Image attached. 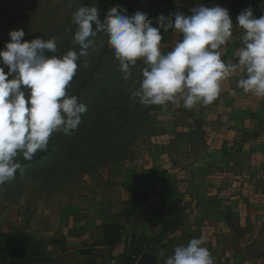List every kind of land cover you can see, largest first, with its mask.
<instances>
[{
    "label": "rangeland",
    "instance_id": "374dc122",
    "mask_svg": "<svg viewBox=\"0 0 264 264\" xmlns=\"http://www.w3.org/2000/svg\"><path fill=\"white\" fill-rule=\"evenodd\" d=\"M69 2L0 0V50L11 31L23 30L28 42L55 40L57 55L78 52L73 13L82 5L95 6L101 20L111 7L128 15L141 11L154 27L162 14L156 0H71V8ZM168 33L162 32L163 53L176 44ZM98 40L103 47L80 58L68 88L87 111L69 135L54 133L46 152L32 161L18 158L23 172L0 188V232L22 233L32 251L47 255L27 257L26 263L49 264L56 244L90 245L104 223L124 225L130 218L127 264L143 251L158 254L169 238L177 246L204 239L215 264H264L263 120L222 115L214 103L193 109L182 101L167 108L141 105L130 91L139 87L146 65L138 60L124 80L107 37ZM111 128L129 129L108 139ZM105 157L126 158L87 168ZM133 196L143 205L131 215Z\"/></svg>",
    "mask_w": 264,
    "mask_h": 264
},
{
    "label": "clouds",
    "instance_id": "9594fccd",
    "mask_svg": "<svg viewBox=\"0 0 264 264\" xmlns=\"http://www.w3.org/2000/svg\"><path fill=\"white\" fill-rule=\"evenodd\" d=\"M73 23L78 52L57 55L55 40L38 37L28 42L23 30L11 31L10 41L0 50V188L23 172L18 158L32 161L38 152L48 150L54 133L69 135L78 128L87 107L68 88L80 58L103 47L101 34L107 37L124 80L132 77L138 60L146 65L139 87L130 91V99L141 105L167 108L181 101L187 109L211 105L236 72L241 74L237 86L264 100V15L257 18L251 7L236 17L235 25L243 33L237 63L222 59L233 39L234 22L218 5L194 6L188 15L160 14L155 27L141 11L128 15L124 8L111 7L101 20L95 6L82 5L73 13ZM169 30L181 39L163 53L162 32ZM88 66L86 60L84 67ZM205 244L202 238H192L175 247L165 264H215Z\"/></svg>",
    "mask_w": 264,
    "mask_h": 264
},
{
    "label": "crops",
    "instance_id": "0c3cea01",
    "mask_svg": "<svg viewBox=\"0 0 264 264\" xmlns=\"http://www.w3.org/2000/svg\"><path fill=\"white\" fill-rule=\"evenodd\" d=\"M162 4V14L168 16L170 13L178 12V8L182 5H190L188 0H170L168 2H163V0H156ZM196 6L203 5L207 7L212 6H221L226 8L229 11L230 17L234 22V34L233 39L228 42L225 49H223L222 59L226 63H237L238 49L242 46L241 36L242 30L239 26L235 25L236 17L239 13L235 12L234 2L235 0H192ZM242 4L243 10L251 7L253 9L254 15L259 18L264 12V0H239ZM190 7L189 9H191ZM168 36L172 38V42L175 43L181 39L180 34L174 30L168 31ZM241 78L239 72L233 73L228 80H226L222 85V91L218 99L214 102L215 111L226 115L231 118L237 119H262L264 122V100L258 99L251 93H244L242 89L237 86L238 79ZM141 210V209H140ZM139 210V211H140ZM139 211H136L132 214H138ZM131 214V215H132ZM113 222V221H111ZM109 223V222H107ZM115 223V222H113ZM132 222L130 218L127 222L122 225V234L120 241L115 246H94L90 245L84 247H72V245L65 243L64 245L57 244L49 249L54 254L55 262L49 264H73L69 260L74 259L73 261L76 264H114L115 262L124 261L130 259L129 255L130 246L129 242L126 241V237L130 236L132 232ZM4 232H15V231H4ZM103 237L102 226L98 228L96 232V237L94 240H100ZM177 247L173 243V239H166L162 248L159 250L158 254L155 255H146L143 251L142 255L138 258V261L134 263L142 264H165L167 259V253L173 251ZM48 249V247H46ZM77 251H74L73 249ZM83 249L85 252L79 253L78 250ZM164 252V255L161 256L160 253ZM42 258L45 255V252H42L40 255ZM44 257V258H45ZM142 260V261H141ZM0 264H7L6 261L0 259ZM41 264V263H38ZM44 264H47L45 261Z\"/></svg>",
    "mask_w": 264,
    "mask_h": 264
},
{
    "label": "trees",
    "instance_id": "16d2710c",
    "mask_svg": "<svg viewBox=\"0 0 264 264\" xmlns=\"http://www.w3.org/2000/svg\"><path fill=\"white\" fill-rule=\"evenodd\" d=\"M168 1L170 0H163L162 3ZM187 2H189L190 5L180 6L178 8V12H181L185 15L190 14L189 8L196 6V4L192 0H188ZM234 4L235 6H237L235 8V12L240 13L243 10L242 4L239 2V0H235ZM145 119H148V117ZM140 123L141 120L138 119V126L141 128L143 123L141 124ZM128 129H121V128L107 129L105 131L104 136L106 138L108 137V139L116 138V136L118 135L119 136L123 135V131L125 130L128 131ZM125 158L121 157L119 159H115V158L105 157V159L101 162L97 161L98 159H95L94 162L96 163L94 162L91 163V165H88L87 168H93L94 166H96V164L100 166H106L107 164L114 163L117 162L118 160H122ZM142 205H143V200L138 196H133L132 202L130 203L127 211L129 214H132L136 211H139L142 208ZM122 228L123 226L118 223H104L102 225V232H103L102 239L92 241L91 244L94 246H115L120 241ZM49 243H53V242L50 240ZM78 252L82 253L85 252V250L80 249ZM41 253L42 252L36 253L35 251L31 250V247L24 234L19 232H0V259L6 261L7 264H30V263H26L24 259H26L27 257L40 255Z\"/></svg>",
    "mask_w": 264,
    "mask_h": 264
},
{
    "label": "built area",
    "instance_id": "2783aa9c",
    "mask_svg": "<svg viewBox=\"0 0 264 264\" xmlns=\"http://www.w3.org/2000/svg\"><path fill=\"white\" fill-rule=\"evenodd\" d=\"M262 15H264V12H263ZM114 264H127V263L120 261V262H115ZM135 264H136V263H135Z\"/></svg>",
    "mask_w": 264,
    "mask_h": 264
}]
</instances>
